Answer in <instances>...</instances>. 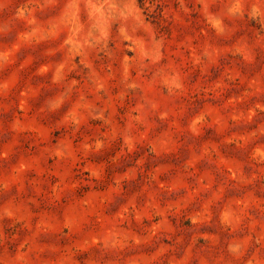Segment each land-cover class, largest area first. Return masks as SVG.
<instances>
[{"label":"rangeland","instance_id":"1","mask_svg":"<svg viewBox=\"0 0 264 264\" xmlns=\"http://www.w3.org/2000/svg\"><path fill=\"white\" fill-rule=\"evenodd\" d=\"M0 264H264V0H0Z\"/></svg>","mask_w":264,"mask_h":264}]
</instances>
